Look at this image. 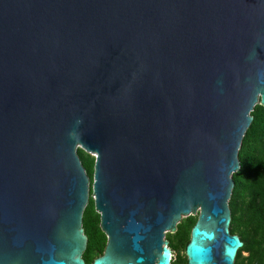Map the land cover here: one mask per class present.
<instances>
[{
	"label": "water",
	"instance_id": "water-1",
	"mask_svg": "<svg viewBox=\"0 0 264 264\" xmlns=\"http://www.w3.org/2000/svg\"><path fill=\"white\" fill-rule=\"evenodd\" d=\"M264 106V0H0V264H237L229 201ZM77 148L95 158L92 183Z\"/></svg>",
	"mask_w": 264,
	"mask_h": 264
},
{
	"label": "trees",
	"instance_id": "trees-1",
	"mask_svg": "<svg viewBox=\"0 0 264 264\" xmlns=\"http://www.w3.org/2000/svg\"><path fill=\"white\" fill-rule=\"evenodd\" d=\"M251 114L254 119L241 144V168L233 174L235 187L229 201L233 218L231 233L238 234L244 242L236 258L237 264H264V106L258 103ZM77 155L91 184L95 158L81 148H77ZM197 219V216L185 218L174 233L165 234L174 253L172 264H188L185 250ZM99 224L100 216L95 211L90 189L82 217V227L87 235L83 253L86 264L101 255L106 244L107 237Z\"/></svg>",
	"mask_w": 264,
	"mask_h": 264
},
{
	"label": "rangeland",
	"instance_id": "rangeland-1",
	"mask_svg": "<svg viewBox=\"0 0 264 264\" xmlns=\"http://www.w3.org/2000/svg\"><path fill=\"white\" fill-rule=\"evenodd\" d=\"M247 255V254H246ZM173 256H174V253H173Z\"/></svg>",
	"mask_w": 264,
	"mask_h": 264
}]
</instances>
